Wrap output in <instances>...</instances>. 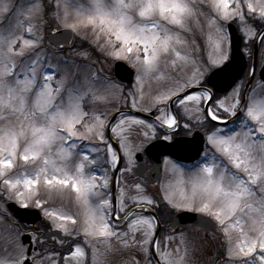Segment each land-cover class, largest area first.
I'll return each mask as SVG.
<instances>
[{
  "label": "snow or ice",
  "instance_id": "1",
  "mask_svg": "<svg viewBox=\"0 0 264 264\" xmlns=\"http://www.w3.org/2000/svg\"><path fill=\"white\" fill-rule=\"evenodd\" d=\"M262 46L264 0H0V264H264Z\"/></svg>",
  "mask_w": 264,
  "mask_h": 264
},
{
  "label": "flooded vegetation",
  "instance_id": "2",
  "mask_svg": "<svg viewBox=\"0 0 264 264\" xmlns=\"http://www.w3.org/2000/svg\"><path fill=\"white\" fill-rule=\"evenodd\" d=\"M262 48H264V46H262ZM245 57V62H246V65H245V69H244V71H243V73H242V75H241V78H243L244 77V75L249 71V68L252 66V61H251V59H249L247 56H244ZM262 64H264V61H262L261 59H260V57L259 56H257V62H256V65H255V72H256V75H255V79L253 80V85H255V83H256V81H259L260 79H261V74H260V70H261V65ZM116 79L117 80H120V79H118L117 77H116ZM120 82L121 83H123V84H125V85H128L130 82H125V81H122V80H120ZM144 175H145V177H147L148 176V170L147 169H145V172H144ZM172 176L173 175H171V176H167V175H164L162 172L160 173V174H158V176L157 175H154L153 176V178H152V180H151V186H155L156 184H157V182H158V178H159V180H161V181H163V182H168V181H172ZM173 182V181H172ZM153 191H155V188L153 187ZM10 211H12L11 209H9ZM18 218V217H17ZM18 219H20V218H18ZM40 220H41V218L38 220V221H36L35 223H27V222H25V221H23V220H21L20 219V223L21 224H27V225H29V226H31V227H36V226H38L39 224H40ZM180 230H184L185 228H191V229H194V228H196L200 233H201V235L203 236L204 234H206V235H210L211 237H212V232L211 231H208V230H206V229H204L203 227H200V226H195V225H192V224H185V225H181L180 227H178ZM166 229L168 230V231H172V229H173V225H172V223L171 222H169L167 225H166ZM210 237V238H211ZM223 237H218L217 239L220 241V239H222ZM213 239V238H212ZM218 241V242H219ZM216 243V241H213V244H215ZM222 244H224V243H222ZM214 249H215V247L213 246V248H212V251H210L209 253H208V256L209 257H211L213 254H214ZM201 259H203V258H201Z\"/></svg>",
  "mask_w": 264,
  "mask_h": 264
},
{
  "label": "water",
  "instance_id": "3",
  "mask_svg": "<svg viewBox=\"0 0 264 264\" xmlns=\"http://www.w3.org/2000/svg\"><path fill=\"white\" fill-rule=\"evenodd\" d=\"M233 40H234V44L237 47L241 46V42H240L238 34H234ZM245 65H246L245 57L244 56L243 57L238 56V68H239L240 76L242 75V73H243V71L245 69ZM260 74H261V70H260ZM122 75L124 76L122 81L131 82L132 79H133V77L131 75H129V73H127V72L123 73ZM117 78L121 80L120 76H117ZM15 207L16 206L13 205V207L10 208V209L12 211H15ZM18 218H20V217L18 216ZM40 218H41V216H40L39 210H35L34 209L30 213L25 214L23 216V218H20V219L25 221V222H27V223H35ZM197 220H198V214H196V213H186L185 215L182 216V218L177 220L176 226L180 227L181 225L192 224V225H195V226L203 227L197 222ZM203 228L208 230V231H210V228H206V227H203Z\"/></svg>",
  "mask_w": 264,
  "mask_h": 264
},
{
  "label": "rangeland",
  "instance_id": "4",
  "mask_svg": "<svg viewBox=\"0 0 264 264\" xmlns=\"http://www.w3.org/2000/svg\"><path fill=\"white\" fill-rule=\"evenodd\" d=\"M201 43H202V41H201ZM162 85H163V80H161L159 83H157L156 80L153 79L152 82H151V85H150V86H151V87H161ZM20 163L22 164L23 162L21 161ZM18 170H19V171H23L24 169H18ZM185 178H186V176L182 177L179 173L174 174V175L172 176V178H171L172 181H173V185H174V187L177 188V189L181 188V187L183 186V185H182V180L185 179ZM42 194H43V190H42ZM59 203H60V201H57V204H59ZM63 203L68 204L69 201L66 199V200L63 201ZM184 230L189 231V232L192 234V238H194V239L199 238V237H207V238L209 239V241L212 242V244H213V241H216V243L213 244V246L215 247V249H214V254H213V255H215V253H216V245H217V244H219V245H223L222 243H224L223 238L220 239V241H219L218 239L213 240V239H212L213 237H211L210 235H206V234H204V235L202 236L201 233H200L196 228H194V229H191V228H185ZM210 237H211V238H210ZM218 241H219V242H218ZM213 255H212V256H213ZM220 258L223 259V248H221V255H220Z\"/></svg>",
  "mask_w": 264,
  "mask_h": 264
}]
</instances>
